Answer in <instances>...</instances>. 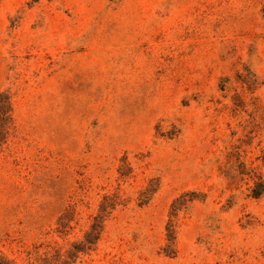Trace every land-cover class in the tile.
<instances>
[{
	"label": "rangeland",
	"instance_id": "1",
	"mask_svg": "<svg viewBox=\"0 0 264 264\" xmlns=\"http://www.w3.org/2000/svg\"><path fill=\"white\" fill-rule=\"evenodd\" d=\"M0 264H264V0H0Z\"/></svg>",
	"mask_w": 264,
	"mask_h": 264
}]
</instances>
